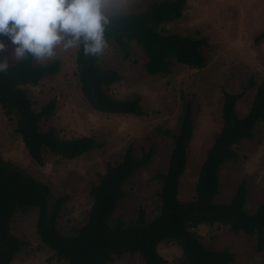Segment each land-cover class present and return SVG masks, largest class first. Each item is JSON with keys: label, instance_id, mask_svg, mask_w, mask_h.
<instances>
[{"label": "rangeland", "instance_id": "374dc122", "mask_svg": "<svg viewBox=\"0 0 264 264\" xmlns=\"http://www.w3.org/2000/svg\"><path fill=\"white\" fill-rule=\"evenodd\" d=\"M127 2L124 13H140L152 0ZM161 29L205 38V66L197 69L173 63L170 73L150 76L144 67L146 57L142 50L130 44L125 54L111 41L98 57L101 67L113 69L120 76L107 87L108 94L116 99L137 96L143 116L94 111L79 88L75 49L58 50L53 60L58 62L56 74L27 87L34 110L55 100L52 114L39 123L41 130L52 127L62 139L90 136L99 144L98 149L69 160L43 152V164L38 165L15 132L14 120L7 118L0 108V158L47 185L51 201L65 197L56 220L62 234H72L85 223L91 205L90 187L107 164L119 161L127 148L134 155L151 146L155 152L148 164L125 183V197L113 217L119 216L128 223L136 219L139 210L146 221L158 213L159 181L154 176L167 169L172 135L177 132L185 101L192 109L193 128L177 197L180 201L191 200L200 164L222 124L223 93L243 92L236 102V114L242 118L251 106L257 86L264 80V37H258L264 30V0H186L181 18ZM15 63L10 61L9 65ZM235 151L237 158L218 170L219 188L213 201L228 203L243 183L247 191L244 208L252 213L264 201V121L256 125L252 138L243 140ZM24 211L14 214L10 221V232L24 243L9 264H66L55 259L52 250L41 243L35 227L37 209ZM192 231L205 246L233 253L231 264H264V248L257 251L255 238L241 231L233 233L221 224L199 225ZM157 251L168 264H186L174 242L158 243ZM110 264L145 263L138 254L124 253Z\"/></svg>", "mask_w": 264, "mask_h": 264}, {"label": "trees", "instance_id": "16d2710c", "mask_svg": "<svg viewBox=\"0 0 264 264\" xmlns=\"http://www.w3.org/2000/svg\"><path fill=\"white\" fill-rule=\"evenodd\" d=\"M185 5L186 0H152L140 13L115 17L105 31L106 39L125 54L130 44L142 50L146 57L144 67L150 76L170 73L173 63L200 69L206 61L202 53V48L207 46L206 39L161 29L162 25L181 18ZM258 37H264V30ZM74 61L82 97L94 111L145 114L137 96L116 99L108 94L107 87L116 83L120 76L113 69L101 67L98 57L84 56L76 50ZM57 70V61L34 65L29 58L9 65V71L0 74L2 113L14 120L15 132L38 165L43 164V152L69 160L99 148L90 136L62 139L52 127L40 129L39 123L52 114L55 100L34 110L27 87L37 85ZM242 94L223 93L222 124L200 164L194 194L188 201H180L177 197L193 128L190 103H182L167 169L154 176L159 181V205L158 213L149 221L145 220L142 210L128 223L119 216L113 217V212L125 197V183L154 155L152 146L139 155L127 148L119 161L107 164L103 174L90 187L91 205L85 223L68 235L58 230L56 222L65 197L51 201L47 185L0 158V264H9L24 243L10 232V221L14 214L29 208L37 209L35 227L41 243L52 250L55 259L66 264H110L124 253L138 254L145 264H168L157 251L162 241L177 244L186 264H231L233 253L209 248L195 235L192 230L199 225H227L233 233L241 231L254 237L256 250H262L264 201L254 212L248 213L244 208L247 191L243 183L228 203L213 201L219 188L218 170L225 162L237 158L235 147L243 140H250L256 125L264 121V80L257 86L247 114L239 118L236 102Z\"/></svg>", "mask_w": 264, "mask_h": 264}, {"label": "clouds", "instance_id": "9594fccd", "mask_svg": "<svg viewBox=\"0 0 264 264\" xmlns=\"http://www.w3.org/2000/svg\"><path fill=\"white\" fill-rule=\"evenodd\" d=\"M127 8V0H0V74L10 61H53L58 50L101 56L107 27Z\"/></svg>", "mask_w": 264, "mask_h": 264}]
</instances>
